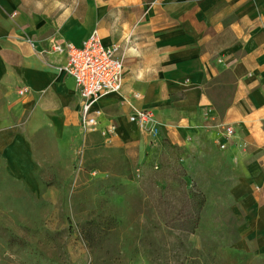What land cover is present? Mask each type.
I'll use <instances>...</instances> for the list:
<instances>
[{"label":"crops","instance_id":"1","mask_svg":"<svg viewBox=\"0 0 264 264\" xmlns=\"http://www.w3.org/2000/svg\"><path fill=\"white\" fill-rule=\"evenodd\" d=\"M94 29L123 63L121 89L95 103L98 129L126 137L129 114L148 108L181 149L209 137L235 171L243 233L264 245V0H0V153L25 161L12 127L24 109L59 136L79 127V95L52 44L79 46Z\"/></svg>","mask_w":264,"mask_h":264},{"label":"rangeland","instance_id":"2","mask_svg":"<svg viewBox=\"0 0 264 264\" xmlns=\"http://www.w3.org/2000/svg\"><path fill=\"white\" fill-rule=\"evenodd\" d=\"M150 110L115 141L98 125L59 136L45 114L13 118L28 148L20 163L0 153V264H264L235 171L209 137L179 148Z\"/></svg>","mask_w":264,"mask_h":264},{"label":"built area","instance_id":"3","mask_svg":"<svg viewBox=\"0 0 264 264\" xmlns=\"http://www.w3.org/2000/svg\"><path fill=\"white\" fill-rule=\"evenodd\" d=\"M52 50L64 54V63L60 66L67 75L74 80L75 88L79 95V127L87 131L98 124L101 110L95 107L99 97L118 92L122 86L123 63L117 55L118 45L112 43L104 45L94 29L79 46L71 42L64 44L53 43ZM28 89L21 87L17 93L22 95ZM128 120L139 128H145L153 121V113L148 108H134ZM221 134L228 138L234 134L233 127L218 123ZM114 125L109 123L103 130L106 140L114 132ZM224 143L220 144L223 148Z\"/></svg>","mask_w":264,"mask_h":264}]
</instances>
